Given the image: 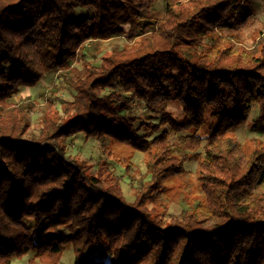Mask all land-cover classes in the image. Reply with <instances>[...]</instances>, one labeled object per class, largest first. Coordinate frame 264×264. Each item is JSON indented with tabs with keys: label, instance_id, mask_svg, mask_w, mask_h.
I'll list each match as a JSON object with an SVG mask.
<instances>
[{
	"label": "trees",
	"instance_id": "obj_1",
	"mask_svg": "<svg viewBox=\"0 0 264 264\" xmlns=\"http://www.w3.org/2000/svg\"><path fill=\"white\" fill-rule=\"evenodd\" d=\"M158 2L0 0V264L30 252L31 264H61L69 245L74 264H106L97 258L108 255L110 264H264V142L247 147L233 135L254 106L264 120V32L241 42L253 18L246 0H166L164 18L152 21ZM127 26L142 32L132 45L98 67H75L87 44L118 39ZM51 73L75 95L61 115L41 109L34 132L36 104L14 98ZM133 100L159 123L136 127L119 113ZM147 130L158 135H139ZM170 133L187 135L174 143ZM80 136L107 156L113 144L149 154L145 176L125 167L133 202L105 159L94 171L68 155ZM203 144L197 193L170 217L166 185Z\"/></svg>",
	"mask_w": 264,
	"mask_h": 264
},
{
	"label": "rangeland",
	"instance_id": "obj_2",
	"mask_svg": "<svg viewBox=\"0 0 264 264\" xmlns=\"http://www.w3.org/2000/svg\"><path fill=\"white\" fill-rule=\"evenodd\" d=\"M247 6L253 15L249 25L243 28L238 36L241 39V42L246 46H252L257 40L258 35L261 31L264 32V0H246ZM166 11V0H159L155 5L154 10L151 13V20H161L165 16ZM93 13L92 10H83L77 12L76 15H86L91 16ZM142 34L141 31L130 30L127 26L125 28V34L111 41L98 42V43H89L81 51L78 61L75 63V67L78 69L83 68V64L92 63L94 66H100L101 60L104 56L110 54L115 50H121L126 45H132L137 39L138 36ZM6 70L11 73L12 70H9L7 67ZM116 90L121 92V89L115 87ZM113 89H107L104 94H109ZM124 94L123 92H121ZM75 92L72 88L66 83V78L62 73H51L48 74L36 87L34 88H22L19 94L14 98L15 103H19L21 99H31L33 103L36 104V111L31 114V123L32 131L38 132L40 127V119L43 115V108H47L49 105L53 107V110H57L61 115L63 107L67 106L70 102L73 101ZM131 96V95H127ZM119 113L126 114L136 120L135 126L140 127L142 123H152L158 124L160 121V115H156L149 111L144 103L133 100L128 103L126 107L118 109ZM169 111L179 118L183 119V110L181 106L177 104H172L169 108ZM259 113L258 106H254L248 121L238 128V130L233 134L237 140H239L243 145H250L253 147L255 141L264 142V120L257 122L256 118ZM162 130H167L164 128ZM140 136H149V140H152L158 135H152L149 131H140ZM172 142L177 143L178 139L181 136L187 135V133L181 134H171ZM204 146L200 148L196 153H190V159L185 164L186 174L173 179L168 182L166 185V195L163 198V202L169 206V216L178 217L180 214V209L178 202L182 198H191L196 195L198 185V168L199 162L202 156L204 155ZM111 156L105 155L101 148L99 147L95 139H88L85 136H80L78 138H73L69 142V147L67 153L69 156L75 157L80 161L87 162L88 164L94 167V171H97L101 164V159L110 165L111 169L115 174L124 176L123 190L125 197L128 202H133L135 200L134 188L137 186L136 183H133L131 179L126 175V166L127 164H132L135 169L141 175L147 173V161L148 153L140 152L134 150L131 147L113 144L111 149ZM148 179V178H147ZM196 189V190H195ZM193 190V191H192ZM36 252H30L23 259L14 261L13 264H31V260L34 258ZM98 261H104L106 264L114 262V257L112 255L98 257ZM36 264V263H34ZM61 264H74V252L72 247L69 245L64 254Z\"/></svg>",
	"mask_w": 264,
	"mask_h": 264
},
{
	"label": "crops",
	"instance_id": "obj_3",
	"mask_svg": "<svg viewBox=\"0 0 264 264\" xmlns=\"http://www.w3.org/2000/svg\"><path fill=\"white\" fill-rule=\"evenodd\" d=\"M249 1V0H248ZM261 1H263V0H261ZM251 12H253L254 13V11H253V9H252V11Z\"/></svg>",
	"mask_w": 264,
	"mask_h": 264
}]
</instances>
